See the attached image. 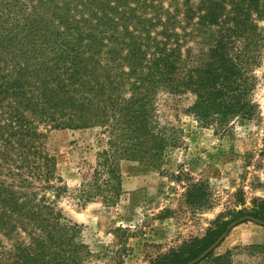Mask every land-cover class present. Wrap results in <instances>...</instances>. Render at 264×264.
Instances as JSON below:
<instances>
[{"label":"trees","instance_id":"16d2710c","mask_svg":"<svg viewBox=\"0 0 264 264\" xmlns=\"http://www.w3.org/2000/svg\"><path fill=\"white\" fill-rule=\"evenodd\" d=\"M162 2L0 0V237L12 242L0 264H83L93 255L83 226L59 207L69 189L47 147L50 131L101 130L104 147L74 196L82 206L116 204L123 162L159 169L178 144L160 116L161 93L194 94L190 113L205 126L258 116L253 72L264 0H176L174 9ZM195 25L210 45L184 52ZM205 186L186 189L196 209ZM247 215L264 220V201ZM230 223L217 222L157 264L197 258ZM243 248L264 264V244ZM199 264H234V251Z\"/></svg>","mask_w":264,"mask_h":264},{"label":"rangeland","instance_id":"374dc122","mask_svg":"<svg viewBox=\"0 0 264 264\" xmlns=\"http://www.w3.org/2000/svg\"><path fill=\"white\" fill-rule=\"evenodd\" d=\"M162 4L174 9L176 0ZM193 21L198 23V17ZM258 26L264 34V20ZM204 30L197 25L189 29L184 52L210 45ZM259 54L252 99L260 112L254 119L205 126L190 113L194 94L158 96L160 116L176 131L178 144L168 150L159 169L123 162L124 193L116 204L99 199L82 206L74 196L104 147L101 130L49 132L47 147L69 189L59 207L83 226L81 237L93 253L83 264H157L191 239L204 237L217 222L232 223L264 201V44ZM199 182L206 184V202L196 209L187 202L186 189ZM228 234L215 255L233 250L234 264L261 263V256H251L243 247L264 244L263 226L245 222ZM0 238V251H9L12 242Z\"/></svg>","mask_w":264,"mask_h":264},{"label":"water","instance_id":"95a60500","mask_svg":"<svg viewBox=\"0 0 264 264\" xmlns=\"http://www.w3.org/2000/svg\"><path fill=\"white\" fill-rule=\"evenodd\" d=\"M245 222H253L256 223L257 225L263 226L264 227V220H261L259 218L246 215L238 220L233 221L230 223L226 230L221 233V235L215 240V242L210 245L203 253H201L197 258L185 263V264H199L203 260H205L211 253H213L228 237V233H230L235 227L245 223Z\"/></svg>","mask_w":264,"mask_h":264}]
</instances>
